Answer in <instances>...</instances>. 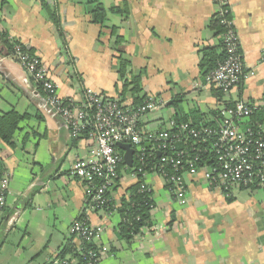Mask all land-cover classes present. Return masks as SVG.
<instances>
[{
	"label": "crops",
	"instance_id": "0c3cea01",
	"mask_svg": "<svg viewBox=\"0 0 264 264\" xmlns=\"http://www.w3.org/2000/svg\"><path fill=\"white\" fill-rule=\"evenodd\" d=\"M46 1L56 9L59 27L40 0H0V114L29 116L13 146L0 139L3 176L10 180L0 213V264H53L60 258L78 262L82 244L71 227L81 219L103 228L93 242L108 249L102 264H264V188L236 189L229 197L211 190L201 171L184 176L185 206L161 178L150 176L151 225L130 241L121 238L122 215L90 210L86 184L72 175L76 161L89 157L91 143L74 140L59 118L40 107L43 92L1 39L7 35L40 58L64 99L79 100L86 88L120 97L117 59L122 54L134 74L142 73L143 93L168 102L184 96L179 107L169 106L167 113L147 116L143 123L147 129H166L167 120L179 112L207 113L224 106V98L198 88L203 78L200 51L218 47L220 41L210 27L217 0H103L106 9L127 11L123 17L110 14L108 29L94 23L93 5ZM229 2L247 74L241 98L238 91L229 101L257 103L264 98V0ZM241 127L247 128L245 121ZM136 184L123 171L114 202L119 204ZM235 191L248 195L237 197Z\"/></svg>",
	"mask_w": 264,
	"mask_h": 264
},
{
	"label": "built area",
	"instance_id": "2783aa9c",
	"mask_svg": "<svg viewBox=\"0 0 264 264\" xmlns=\"http://www.w3.org/2000/svg\"><path fill=\"white\" fill-rule=\"evenodd\" d=\"M217 3L215 18H219L227 27L222 39L226 45V55L213 71L203 76L202 84L198 88L211 93L217 90L222 94L220 98L230 102V96L239 91L240 85L247 79V74L243 56L239 52L238 35L233 20L230 19V2L217 0ZM10 41L14 43L13 58L44 94L40 107L47 115L59 118L70 130L74 140L91 143L89 157L78 159L72 167V175L86 184V200L90 210L107 211L109 202L114 201L119 167L124 162V153L118 151V144H128L134 150L132 167L134 164L135 167L130 173L137 180V184H143L150 192L152 187L147 180L150 176H157L166 186H171L169 190L173 198L182 206L188 202V190L184 181L186 174L203 172L207 186L226 196L236 189L252 191L253 188H264V138L255 134L251 128L241 127L242 122L249 119L254 112L264 111V98L257 103L239 100L233 107L223 106L219 109L222 120L216 128L200 129L192 123L179 124L176 122V115H173L167 120L166 129H147L143 125L146 117L169 106L170 102L163 97L144 93L143 102L133 106L132 100L128 102L127 98H109L104 93L86 88L79 100L60 98L58 87L40 58L31 55L22 44L12 38ZM209 141L212 142L211 151L215 157L213 165L192 169L183 176L177 174L181 159L189 147L187 144H207ZM193 151L199 152L195 149ZM197 155L195 161L201 156L199 153ZM169 168L176 173H170L167 170ZM9 187V177L4 175L0 179V213L6 208ZM71 232L81 240L83 247L84 243L98 240L103 228L92 227L87 219H81L72 225ZM143 232H146V228H142L139 235ZM107 252L105 247H96V251L88 252L84 264H102ZM53 264L78 262L60 258Z\"/></svg>",
	"mask_w": 264,
	"mask_h": 264
},
{
	"label": "trees",
	"instance_id": "16d2710c",
	"mask_svg": "<svg viewBox=\"0 0 264 264\" xmlns=\"http://www.w3.org/2000/svg\"><path fill=\"white\" fill-rule=\"evenodd\" d=\"M42 2L43 8L47 11L49 19L54 23L56 27H59V18L57 16V11L55 8L51 7L52 5L46 0H40ZM87 4L93 5L94 9L91 12L93 16L94 23L99 25L101 29H108V21L109 15H119L126 16L127 11L125 9H120L119 7H112L110 9H106L102 0H79V4ZM227 17V16H226ZM229 18V17H228ZM232 19V17H230ZM211 30L214 32L215 37H217L219 41L218 47H208L203 48L200 51L201 60H200V70L202 72V76H206L208 73L213 71L217 65L225 59L226 55V45L223 42V35L227 32V27L221 23L219 18H214L212 24L210 25ZM112 34L116 35V28L112 27ZM1 39L4 43V46L10 51L12 54L14 43H12L7 35H2ZM117 41H121L120 37L117 38ZM26 50V49H25ZM29 52L28 50H26ZM239 52L241 53V49L239 46ZM242 54V53H241ZM118 76L120 81L123 83V90L120 94L122 100H126L127 94L131 95L132 105L138 106L140 105L145 96L142 88V73L134 74L133 71L130 70L131 63L129 60H126L122 54L118 57ZM243 85L239 87V98L242 96ZM213 94L220 98L222 96L221 92L217 90H213ZM184 96L177 95L172 98L171 105L174 107H179L181 102H183ZM241 100V99H240ZM224 106L227 108L233 107L235 105L234 102H223ZM192 115V119H191ZM29 116L20 115L16 111H11L6 114H0V139L7 145L13 146V138L15 133L20 130V124L22 121L27 120ZM222 120V116L219 110H212L207 113L193 112L188 115L179 112L176 114V122L181 123H192L193 126L197 128H205V127H213L216 128ZM247 127L251 128V130L257 134L261 135L264 138V111L259 110L254 112V114L247 120H245ZM176 133V131H174ZM187 145L189 147L186 148V154L181 159V165L179 166V170L177 174L185 175L189 173L192 169H201L204 166H212L214 163V155L212 150V142L201 143L197 142H189ZM199 150L198 151H193ZM118 151L121 150L118 148ZM200 154V158L198 161H195V157ZM134 166L131 168L127 166L124 162L120 164L119 167V177L120 180L122 177V172L126 171L128 173L133 171ZM170 173H176L175 170L169 168L167 169ZM3 162L0 158V179L3 177ZM119 180L117 181L119 183ZM171 186H167L169 189ZM241 190H248L241 188ZM253 190H257L253 188ZM228 196V195H227ZM230 197V195H229ZM228 201H233V199L228 198ZM154 206L153 192L147 191V188L144 187L143 184H136L128 189L127 195L121 198L119 204L114 201L109 202L107 206V212L115 210L118 211L122 217L123 221L119 226V233L121 238L130 241L133 237L140 234L142 228H147L151 225V211ZM76 253V250H69ZM76 251V252H75ZM96 251V246L93 243H84L82 250L77 252V260L78 264H84L86 260L84 258L88 256V252ZM87 258V257H86Z\"/></svg>",
	"mask_w": 264,
	"mask_h": 264
},
{
	"label": "water",
	"instance_id": "95a60500",
	"mask_svg": "<svg viewBox=\"0 0 264 264\" xmlns=\"http://www.w3.org/2000/svg\"><path fill=\"white\" fill-rule=\"evenodd\" d=\"M169 106H172L171 103L169 104ZM117 147L124 153L123 155L124 163L127 166L132 167L133 156H134V150L132 149V147L128 144H118Z\"/></svg>",
	"mask_w": 264,
	"mask_h": 264
},
{
	"label": "rangeland",
	"instance_id": "374dc122",
	"mask_svg": "<svg viewBox=\"0 0 264 264\" xmlns=\"http://www.w3.org/2000/svg\"><path fill=\"white\" fill-rule=\"evenodd\" d=\"M102 2H103V0H102ZM105 3H109L108 0H105ZM109 5H111V4H109ZM194 105H195V104H194ZM169 108H172V107H169V106H168L165 110H163V111H161V112H158V113L156 114V116L159 115V114H161V113H163V112H165V111H166V113H167V112L169 111V110H168ZM234 194H235L237 197H241V198H242L243 196L248 195V193L240 192V191H235Z\"/></svg>",
	"mask_w": 264,
	"mask_h": 264
}]
</instances>
